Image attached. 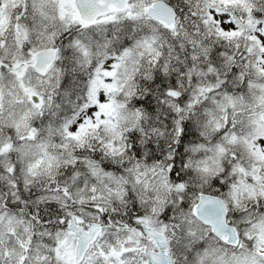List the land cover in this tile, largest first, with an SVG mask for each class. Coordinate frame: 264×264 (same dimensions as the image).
<instances>
[{"label": "snow or ice", "instance_id": "obj_1", "mask_svg": "<svg viewBox=\"0 0 264 264\" xmlns=\"http://www.w3.org/2000/svg\"><path fill=\"white\" fill-rule=\"evenodd\" d=\"M0 264H264V0H0Z\"/></svg>", "mask_w": 264, "mask_h": 264}]
</instances>
